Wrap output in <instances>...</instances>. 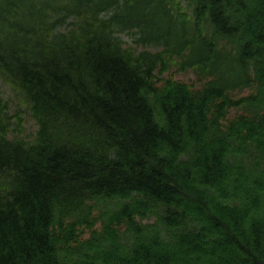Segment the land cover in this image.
<instances>
[{"label":"trees","instance_id":"1","mask_svg":"<svg viewBox=\"0 0 264 264\" xmlns=\"http://www.w3.org/2000/svg\"><path fill=\"white\" fill-rule=\"evenodd\" d=\"M2 81L0 264H264V0H0Z\"/></svg>","mask_w":264,"mask_h":264},{"label":"rangeland","instance_id":"2","mask_svg":"<svg viewBox=\"0 0 264 264\" xmlns=\"http://www.w3.org/2000/svg\"><path fill=\"white\" fill-rule=\"evenodd\" d=\"M103 16H107V13L102 14ZM131 31H121L119 32V35L122 37V40L125 41L128 45L137 46L141 48L139 45L136 44V42L133 41L134 36ZM150 50H153V48H149ZM171 74L186 82L187 79L192 78V75L190 73L179 71L178 73L175 71V68H172L170 71ZM0 101L5 105L4 109L7 106L6 110H9L8 114H17L21 115L24 119L23 127L25 131L30 134L33 130H35V125L32 119L29 116V113L25 107V105L18 102V96L14 94L12 88L5 82H0ZM192 205L193 203L190 202ZM221 254H217L215 259H219Z\"/></svg>","mask_w":264,"mask_h":264}]
</instances>
